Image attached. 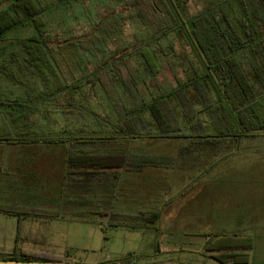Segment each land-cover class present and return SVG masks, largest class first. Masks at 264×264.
<instances>
[{"label": "trees", "instance_id": "trees-1", "mask_svg": "<svg viewBox=\"0 0 264 264\" xmlns=\"http://www.w3.org/2000/svg\"><path fill=\"white\" fill-rule=\"evenodd\" d=\"M88 1L91 0H0V43L6 40V32L13 27L33 30V34L20 41L25 55L23 63L16 59L14 52L10 53V59L16 65H4V76L14 84L24 85L32 103L57 100L61 94L68 93L70 101L79 94L97 105L95 114L104 133L102 137H88L89 143H86L66 135L19 133L37 109L32 103L25 106L13 99L0 97L3 119L0 140L5 139L11 144L67 147L68 171L64 186H68L77 198L111 185L107 173L99 176L90 170L101 164L105 166L104 163L107 165L116 156L94 154L90 142L116 138L128 141L146 138L179 140L188 136L203 138L204 141L214 137L238 139L264 133V0H219L215 6L214 3L208 4L207 10L190 19H184L181 14L188 0H118L121 6H128L133 11L91 21L89 33L81 36L71 34L60 39L52 30L53 19ZM127 23L144 27L149 33V41L139 48L121 49L122 44L118 43L115 49H110V43L120 41ZM171 35L190 49L201 72L191 69L185 82L177 87L159 92L151 101L143 99L139 105L127 106L121 93L134 97L145 78H155L160 73L157 56L149 45H161L160 41L165 40V47L158 48V51L167 56L174 52ZM23 70L37 76L39 91L24 80ZM99 94L105 97L116 116L114 127L111 126L110 111H105ZM195 103L201 106L200 110L194 109ZM143 111L148 113L149 120L144 118ZM201 114L208 118V123L200 120ZM144 158L126 154L124 170L130 167V171L125 170L124 174L139 172L146 165H157L156 159ZM75 169L85 173L75 175L71 171ZM106 178L107 183L104 184ZM114 178L117 181L116 174ZM76 203L77 206L84 205L80 199ZM75 212L72 214L75 218H83V212ZM0 213L15 216L18 221L27 217L63 218L59 212L11 205H0ZM146 214L140 213V217L151 224L159 216L157 211ZM138 217L125 218L136 221ZM17 240L18 236L11 252L0 260H51L24 256ZM35 240L23 239L36 243ZM206 246L209 250L229 253L233 247L249 248L250 242L223 236L208 241ZM234 257L230 253L219 252L212 254L211 258L219 264H248L243 259L238 263Z\"/></svg>", "mask_w": 264, "mask_h": 264}, {"label": "rangeland", "instance_id": "rangeland-1", "mask_svg": "<svg viewBox=\"0 0 264 264\" xmlns=\"http://www.w3.org/2000/svg\"><path fill=\"white\" fill-rule=\"evenodd\" d=\"M217 2L219 0H188L181 10L182 17L190 19L207 10L208 4L214 3L215 6ZM131 11H133L132 8L121 6L118 0H91L77 4L72 9L56 15L53 19L52 30L59 35L60 39L71 34L81 36L83 33L87 34L91 31V21ZM31 34H33V30L29 27H13L6 32V40L0 43V97L13 99L25 106L32 103L25 93V86L14 84L6 78L2 68L4 65L12 67L16 65L10 59L12 52L15 53L16 59L23 63L25 55L20 41ZM149 39V33L144 27L127 23L120 36V41L110 43L109 48L115 49L118 43L122 44L121 49L139 48L146 45ZM170 39L174 42V52L167 56L161 55L158 51V48L165 47V40L160 41L162 46L160 44L149 45L155 52L161 67L160 73L155 78H145L144 84L139 86L134 97L121 93L119 89L127 106L139 105L143 99L151 101L150 99L157 96L159 92L177 87L185 82L191 69L198 73L201 72L190 49L173 35L170 36ZM89 68L91 69V66ZM23 74L24 80H28L34 90L39 91L41 87L37 76H32L26 70H23ZM74 97V101H70L67 93L61 94L57 100L39 104L32 103L37 111L25 126L21 127L19 133L66 135L71 139L78 138L80 142L86 143H89L88 137H102L104 130L100 125V119L95 114L97 105L87 101L79 94ZM189 97L192 98L191 94ZM99 100L103 102L105 111H110V122L114 127L116 116L111 112L108 101L101 94H99ZM194 109L200 110L201 106L195 103ZM176 110L173 107V111L176 112ZM142 114L149 120L147 112L143 111ZM1 120L0 114V122ZM200 120L203 123H208V118L204 114L200 115ZM199 128L198 125L197 129ZM211 139L221 140V145L227 143L223 141V138H209V140ZM180 144L181 140H168V138L166 140L146 138L135 141L116 138L90 142L89 146L93 149L94 154H101L102 157L104 155L116 156L113 161H106L107 165L103 162L105 166L101 164L90 170L91 173L99 176H104L107 173L110 177L108 183L111 185L102 193L108 194V198H113L114 204L111 205L101 202L103 199L100 200L99 188L94 193L90 192L83 198H77L78 196L70 192L68 186H64L65 175L68 171L66 165L67 147L56 145L38 147L37 149L45 151L37 153L39 162L44 161L41 163L44 169H33L31 167L32 160L25 163V166H28L27 189L23 190L25 196L22 197V200L25 202V206L59 212L63 218H40L38 221H32V218L28 217V220H21L17 245L22 249V254L28 257L50 258L51 261H62L69 264H108L109 262L219 264L211 258L212 254L229 253H224V250H209L206 245L215 237L219 238L220 234H225L224 236L228 238L233 237L227 234L234 223L217 221L212 215L213 203L212 198L208 196V191H213V185L208 179L209 174H204L203 181L207 185V190L203 195L192 196L191 191L188 194L182 193L181 182H185V176L191 177L190 172L194 173V171L188 170L192 165L187 164V161L185 164H180L182 160L179 153ZM235 146L240 153L244 151L258 152L264 148V142L243 139ZM220 151L219 156L227 152L225 149H220ZM129 153L140 155L142 159L145 157L144 159L147 160L151 156L156 161H161L159 162L160 166H146L135 174L129 172L118 183L122 188L116 189L115 174H124L130 171V167L125 168L127 171L124 170V158ZM202 156L204 166H211L216 160V157H211L208 153L202 154ZM238 157L239 154L236 156L237 161L241 156ZM231 160L233 161V158L221 160L220 167L223 168L231 164ZM57 163L58 170H54V178H52L50 167H56ZM162 163H164L163 166ZM71 171L75 175L85 173L81 169ZM45 174L49 177L43 178ZM14 175L15 171L13 170L11 177L13 178ZM56 176L59 178V183ZM186 181L190 183L189 179ZM103 183H107V178ZM11 191L15 193L14 190ZM226 191L223 189L219 192L226 197ZM16 193L18 194L19 191ZM117 193L121 195L120 199H117ZM124 196L126 199L122 201ZM79 199L87 201L86 205L77 206L76 200ZM164 202L167 203L162 205ZM0 203L3 204V201L0 200ZM133 206L134 209H132ZM155 208H158L159 214L161 213L160 219L155 220L152 224L146 223L143 217H140V211L141 214L143 212V215L153 211L158 212V210H154ZM75 211L83 212V218H75L72 215L76 213ZM121 213H132L139 217L135 219L136 221H131ZM27 223L32 227L28 228ZM16 226V217L0 214V257L11 252L15 244ZM26 234L30 236V239H36V243L23 241V236Z\"/></svg>", "mask_w": 264, "mask_h": 264}, {"label": "crops", "instance_id": "crops-1", "mask_svg": "<svg viewBox=\"0 0 264 264\" xmlns=\"http://www.w3.org/2000/svg\"><path fill=\"white\" fill-rule=\"evenodd\" d=\"M2 122L3 119L0 123ZM243 139H253L264 142V133L247 135L238 139L224 138L223 141L227 142L224 145L220 144L221 140L212 139L209 142V140L205 139L203 141L202 139H199V137L188 136L186 139H179L181 140L179 153L181 155L180 158L182 159L180 164H185V161H187V164L192 165L190 167L188 166V170L194 171V173L190 172L191 177L185 176V182H181V191L182 193L187 194L189 191H191L192 196L203 195L207 190V185H205L203 181V179H205L204 174H211L210 177L208 175V179L212 182L213 191H208V196L212 198V215L215 216L217 221H228L234 223L232 228H230V232H228L229 234H227L228 236H233L230 238L248 239L250 242V249L243 247H233L232 250H228L229 253L234 255L236 260H239L238 263H240L243 259L244 261H247L248 264H264V148L258 152L244 151L240 153L237 151L235 144L242 141ZM41 146L43 145H28L21 143L11 144L5 139L0 140V200L3 201V204L0 203V205H11L18 208L29 207L25 206V202L22 200V197L25 196L23 194V190L27 189L28 166L26 167L25 163L28 160H32L31 167L33 169H44L43 165H41V163L44 161L41 160L40 163L37 156V153L45 152L43 149H37ZM220 149H225L227 152H224L223 155L219 156L221 153ZM12 152L14 153L12 154ZM206 153H208L211 157H216V160L213 161L211 166H204V163L202 162V154ZM237 154H239V157L241 156L239 161L236 160ZM150 158L154 159L150 156L149 160H151ZM226 158H233V161L231 160V164L221 168L219 162ZM159 162L161 161H157L156 166H160ZM163 165L164 163H162V166ZM146 166L150 167L151 165ZM50 168L52 178H54L53 172L54 170H58V163L56 167L51 166ZM13 170L15 171V175L12 178L11 173ZM133 173L135 174L137 172ZM116 176L117 185L115 186L116 189H120L122 187H120L118 183L122 181V179H124L127 174L119 173L116 174ZM46 177L48 178L49 176L45 174L43 178ZM187 179L190 180V183L186 181ZM56 180L58 183L60 182L57 176ZM106 188V186L100 187V200L103 199L101 202H104V204H114L112 201L113 198H108V194L104 192L102 193V191L106 190ZM223 189L227 190L226 197L221 195L219 192ZM11 190H14L15 193H13ZM16 191H19V193L17 194ZM119 196L121 195H118L117 193V199H120ZM130 197L133 198L132 196ZM52 199L54 200L53 196ZM125 199L126 197L124 196L122 201ZM83 201L84 205H86L87 201ZM165 203L167 202H164L162 205ZM134 206L132 209H134ZM154 210H158V208H155ZM121 214L125 217L135 216V214L132 213ZM160 214L156 221L160 219ZM28 219L29 218L27 217L21 218L19 221L17 220L18 226L15 228L16 236H20L19 231H21V226L19 222L21 220ZM31 220L38 221L40 218H32ZM27 227L29 228L32 226L27 223ZM221 235L224 236L225 234H220L218 237ZM23 237L26 238L30 236L26 234Z\"/></svg>", "mask_w": 264, "mask_h": 264}, {"label": "water", "instance_id": "water-1", "mask_svg": "<svg viewBox=\"0 0 264 264\" xmlns=\"http://www.w3.org/2000/svg\"><path fill=\"white\" fill-rule=\"evenodd\" d=\"M0 264H69V263H65L62 261H27V262H23V261H17V260H0Z\"/></svg>", "mask_w": 264, "mask_h": 264}]
</instances>
